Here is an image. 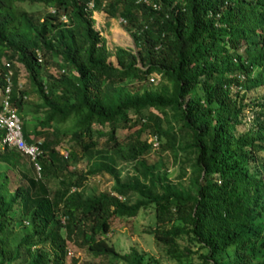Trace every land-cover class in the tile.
<instances>
[{
	"label": "trees",
	"instance_id": "1",
	"mask_svg": "<svg viewBox=\"0 0 264 264\" xmlns=\"http://www.w3.org/2000/svg\"><path fill=\"white\" fill-rule=\"evenodd\" d=\"M91 1L0 0V86L8 61L23 137L40 149V174L58 182L49 193L29 161L32 174L20 171L24 183L10 189L0 171V264H67V241L111 262L149 264L144 252H121L107 237L111 216L146 208L154 217L148 232L176 264H264V0ZM93 10L121 17L132 39L134 49L114 46L116 65ZM18 63L31 100L17 88ZM30 111L31 132L22 119ZM164 122L176 124L179 145ZM117 128H132L124 142ZM144 132L159 150L184 152L186 180L152 169ZM65 135L64 156L57 146ZM99 136L105 147L90 160ZM110 152L134 161L136 178L120 180ZM19 154L4 146L0 161L23 168ZM95 174L112 184L84 194Z\"/></svg>",
	"mask_w": 264,
	"mask_h": 264
},
{
	"label": "rangeland",
	"instance_id": "2",
	"mask_svg": "<svg viewBox=\"0 0 264 264\" xmlns=\"http://www.w3.org/2000/svg\"><path fill=\"white\" fill-rule=\"evenodd\" d=\"M24 6H27V4H24ZM39 8L41 10L45 9L42 7ZM92 17L94 19V28H96L104 37L106 45L111 51L107 60L116 65V58L112 53L114 46L121 45L134 49L132 39L125 30L123 22L118 20V17H107L101 10H93ZM45 66L47 71L56 73V67L54 65L46 63ZM15 68L17 69L16 82L20 88L25 90L26 94H28V99L31 100L30 98H34V93L27 79L26 71L19 63L15 64ZM155 82L156 81L152 82L150 85L155 86ZM22 119L25 125L24 127L26 130H29L35 122V114L32 111L27 114L23 113ZM68 124V122H63L60 126L63 130H65ZM168 125L172 129H175V131L173 130L170 133L175 136L174 144L179 145L182 142L181 133L177 131L176 124L171 125L166 124L165 122L162 124L163 128L166 126L168 127ZM103 128H106V126ZM131 129L132 128H117L116 137L120 140V142L125 141V135ZM141 136L146 137V140L150 137V135L145 132ZM32 138L34 139V137ZM103 138L104 136H99L97 138V146L92 150L89 156L90 160H98L99 153L103 152L102 148L105 147ZM160 140L163 142L164 137L161 136ZM66 146H70V142L67 140V135L62 137L61 144L57 146L58 151L64 156V152L67 150ZM157 146L155 148L151 147L150 151L144 155L148 164L153 166L152 169L159 171L165 170L166 177L172 182H176L177 180H186L185 178L189 172L190 166L188 161H181V158L185 157L184 152H179L177 149H165L161 151ZM19 156V164H23V168L14 167L6 162L0 161V171H5L7 185L10 189H13L17 184L24 183V179L20 176V171H27V174L29 175L33 172L30 166H28V159L23 154H19ZM109 159L111 161L113 172L120 180L136 178L138 168L133 163L134 161L126 159L120 152H117L116 154L110 152ZM85 161H87L86 157H82L75 163L74 169L76 172H78V169H82L84 167ZM70 167L71 165L68 166V168ZM40 176L46 183L49 193H51L54 188L58 186L57 179L53 178L51 175L40 174ZM112 181L113 180L110 176L104 177V175L95 174L90 176L85 181L82 191L84 194H89L98 190H105L109 188ZM134 197V194H131L130 196L128 195L129 200H133ZM153 221L154 217L151 208L139 209L133 217L111 216L109 219L110 229L107 232V237L112 241L115 248L121 252L126 251L131 245L137 250L144 252L147 256L154 259L150 260L149 264H176V260L169 257L165 253L163 247L159 245L154 240L152 234L148 232V228L154 224ZM20 261L21 259L18 258L17 260L12 262L9 261L6 264H21ZM65 262L67 264H124L123 261L111 262L109 258L95 256L84 247L77 246L71 241H67Z\"/></svg>",
	"mask_w": 264,
	"mask_h": 264
},
{
	"label": "built area",
	"instance_id": "3",
	"mask_svg": "<svg viewBox=\"0 0 264 264\" xmlns=\"http://www.w3.org/2000/svg\"><path fill=\"white\" fill-rule=\"evenodd\" d=\"M87 6L88 8H91V0H87ZM152 6L157 7V4L152 3ZM50 11H52V9H50ZM60 17L62 20H65L64 15H61ZM118 20L120 22L124 21L121 17H118ZM4 65L5 70L2 74L3 83L0 86V129L3 131L0 138V149L4 146H8L24 154L31 161L35 175L39 176L40 166L37 157L40 154V149L36 142H27L23 137L20 117L16 107L11 103L10 97L13 69L10 67L8 61H5ZM157 78V74L152 73L148 76V81L154 82ZM18 87L19 85L17 84V88ZM147 141L153 148L158 144V139L155 135H150Z\"/></svg>",
	"mask_w": 264,
	"mask_h": 264
},
{
	"label": "crops",
	"instance_id": "4",
	"mask_svg": "<svg viewBox=\"0 0 264 264\" xmlns=\"http://www.w3.org/2000/svg\"><path fill=\"white\" fill-rule=\"evenodd\" d=\"M31 136H32V133H29V134H28V137H29L30 139H31Z\"/></svg>",
	"mask_w": 264,
	"mask_h": 264
},
{
	"label": "clouds",
	"instance_id": "5",
	"mask_svg": "<svg viewBox=\"0 0 264 264\" xmlns=\"http://www.w3.org/2000/svg\"><path fill=\"white\" fill-rule=\"evenodd\" d=\"M27 142H31V141H27ZM16 150V149H15ZM18 151V150H17ZM19 152V151H18ZM22 154V153H21ZM24 155V154H23ZM25 156V155H24ZM26 157V156H25ZM27 158V157H26ZM28 159V158H27ZM28 161H30L29 159H28Z\"/></svg>",
	"mask_w": 264,
	"mask_h": 264
}]
</instances>
